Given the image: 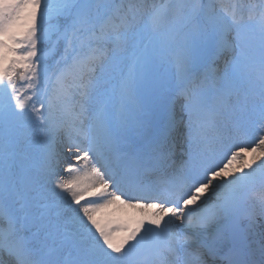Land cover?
I'll use <instances>...</instances> for the list:
<instances>
[{
    "label": "snow or ice",
    "instance_id": "6c2138e0",
    "mask_svg": "<svg viewBox=\"0 0 264 264\" xmlns=\"http://www.w3.org/2000/svg\"><path fill=\"white\" fill-rule=\"evenodd\" d=\"M254 126L264 0H0V264H264Z\"/></svg>",
    "mask_w": 264,
    "mask_h": 264
},
{
    "label": "rangeland",
    "instance_id": "374dc122",
    "mask_svg": "<svg viewBox=\"0 0 264 264\" xmlns=\"http://www.w3.org/2000/svg\"><path fill=\"white\" fill-rule=\"evenodd\" d=\"M264 135V132H260L258 131V126H254V127H248V128H244L241 129L240 131H234L231 136L228 139L227 145L225 147H222L224 150H227V148H231V151H237V149L239 148V146L245 145V144H250L251 147H255V143L258 140V138ZM233 145H236V147H233ZM245 154H253L250 157H246L241 155L240 157H238L237 159L233 160L231 166L232 168L230 170H228L229 172L233 173V174H239L237 172L238 169L243 168L245 171H248L249 169L246 168V165L249 163H253V158L252 156H254V158H257L255 160V163H253V167H255L256 164H258L260 162L259 160V156H260V152L259 150L257 152H252L249 148V150L244 152ZM228 155H231V152L228 153ZM65 159H68L65 156ZM73 162V163H72ZM71 163L73 164V166L77 165V161H75L74 159L71 161ZM76 164V165H75ZM68 164H65V160H64V155H61V159L60 162L56 165V172L63 178V179H71L72 176L69 175V173H67L66 171H64L65 168H67ZM82 166V164H81ZM61 169L60 172H58L57 170ZM258 171V170H257ZM72 175H75V173H73ZM256 187H259V185H257ZM73 207H76V205H73ZM112 210L111 208L109 209H103L101 210L100 213H97V217L98 218H102L103 216H105L106 214L110 213ZM145 213H150L149 210L144 209ZM121 217V222L123 223H127L128 222V218L131 216H135L136 218H139L140 213L137 210H133V209H124L122 213L119 214ZM259 217V216H258ZM264 225V217H259L258 222H257V231L260 230V227ZM130 227L134 226V225H129ZM114 237L119 240L121 239L125 233L124 232H116L113 234Z\"/></svg>",
    "mask_w": 264,
    "mask_h": 264
},
{
    "label": "bare ground",
    "instance_id": "6f19581e",
    "mask_svg": "<svg viewBox=\"0 0 264 264\" xmlns=\"http://www.w3.org/2000/svg\"><path fill=\"white\" fill-rule=\"evenodd\" d=\"M222 167V166H221Z\"/></svg>",
    "mask_w": 264,
    "mask_h": 264
}]
</instances>
